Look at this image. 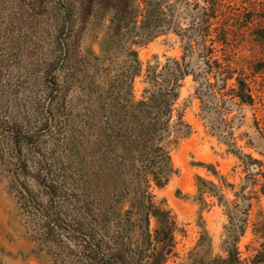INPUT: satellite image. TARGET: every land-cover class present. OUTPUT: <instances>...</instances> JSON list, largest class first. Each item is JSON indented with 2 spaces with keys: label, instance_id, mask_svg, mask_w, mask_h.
Wrapping results in <instances>:
<instances>
[{
  "label": "rangeland",
  "instance_id": "obj_1",
  "mask_svg": "<svg viewBox=\"0 0 264 264\" xmlns=\"http://www.w3.org/2000/svg\"><path fill=\"white\" fill-rule=\"evenodd\" d=\"M72 1L0 0V121L15 125L25 135L39 137L37 143L22 147L20 159L27 161L25 169L18 167L15 158L19 156H13L10 146L12 157L6 154L7 147L3 146L0 152V264H74L63 247L77 251L76 239L57 227H53L52 236L47 238L43 234L46 211L38 207L27 211L21 207L19 192L24 190L20 183L36 195L38 187L29 177L43 167H48L53 176L74 183L80 175L82 159L87 168L95 165L102 152L89 120L94 105L89 102L87 88L94 80L95 85L101 84L106 90L117 67L125 60L127 49L136 53L140 64V74L132 85L135 101L141 100L144 90L149 88L148 68L157 67L160 71L167 60H180L184 54L186 40L174 33L136 45L126 39L115 41L108 31V18L95 22L82 33L75 21L70 36H64L65 62L57 68L61 59L59 43L63 37L64 7L73 6ZM186 1L203 5L201 0ZM217 2L224 13L220 17L223 25L229 28L231 66L250 85L254 103L237 106L225 97L226 103L203 104L196 93L200 83L194 82L193 76L180 83L173 123L180 115L189 133L171 130L164 146L176 174L164 188L151 184L148 189L153 202L169 211L175 222L174 250L153 264H194L198 260L211 264L217 259H227L226 242L232 233L224 203L229 205L234 196L223 190L222 204L208 194L200 198L201 181L218 186L219 179L224 178L239 187L245 178L239 157L264 161V43L259 39L264 26V0ZM164 5L179 10L182 30L189 27L191 20L182 14L183 5L176 0H166ZM102 43L106 44L105 53ZM199 60L196 53L192 61ZM56 68L61 105L54 108L55 123L48 129L47 78ZM104 69L108 71L103 73ZM233 83L234 80L229 81L228 87ZM16 173H20L18 182L13 179ZM38 201L47 204L43 197H38ZM61 206L60 211L74 219L72 203ZM129 206L127 200L121 206L122 211ZM261 215H264V196L259 195L252 202L244 235L236 244L239 264H252L259 250L262 240L253 235L252 224ZM155 228L156 221L152 219L150 230Z\"/></svg>",
  "mask_w": 264,
  "mask_h": 264
},
{
  "label": "trees",
  "instance_id": "obj_2",
  "mask_svg": "<svg viewBox=\"0 0 264 264\" xmlns=\"http://www.w3.org/2000/svg\"><path fill=\"white\" fill-rule=\"evenodd\" d=\"M176 1L185 8L182 14L191 20L187 29L180 28L181 15L179 10L175 11V6L164 8L166 0H73V6L64 7L63 37L59 43L61 59L57 68L65 62L67 51L63 43L65 37L70 36L75 21L82 33L95 22L108 18V31L115 41L126 39L136 45L167 33L186 40L180 60H167L160 71L157 67L147 69L149 88L144 90L139 101L134 100L132 85L140 74V64L136 53L129 49L106 90L101 84L95 85L93 80L87 88L89 102L92 107L94 105L89 120L102 154L89 168L84 159L80 161L81 172L76 182L53 176L48 167H43L29 177L38 187V194L20 183L24 190L19 192L21 207L27 211L32 207L46 211L43 234L50 238L53 227H57L76 239L77 251L63 247L74 264H153L173 253L175 222L169 211L153 202L148 189L151 184L164 188L176 174L164 143L171 130L189 133V127L180 115L173 123L180 83L186 77L193 76L194 82L200 83L196 93L203 104L226 103L225 97L237 106L254 103L250 85L231 66L229 28L223 25L220 17L224 13L217 0H201L203 5ZM259 39L264 43V26H261ZM105 46L102 43L104 53ZM196 53L200 60L194 63L192 58ZM57 68L51 70L47 78L48 129L55 123L54 108L61 105ZM105 71L108 69L103 73ZM232 80L234 83L228 87ZM37 140L38 135H25L15 125L0 121V152L3 146H10L12 151L8 148L6 154L11 156L10 151H14L13 156H19L15 158L19 168L25 169L27 165L26 160L20 159L23 145L37 143ZM239 161L245 174L241 186L220 178L218 186L201 181L199 188L200 198L208 194L220 204L224 202L223 190L234 196L229 205L224 203L232 233L226 242L228 257L211 264H239L236 244L249 223L252 202L259 195L264 196V161L251 156L239 157ZM19 175H13L17 182ZM214 175L218 176L217 173ZM38 197L47 200L46 206L38 201ZM127 200H130V206L123 212L121 206ZM65 202L72 203L74 219L60 211ZM152 219L156 221L154 231L150 230ZM252 233L262 243L251 262L264 264V215L252 224ZM194 264L208 263L198 260Z\"/></svg>",
  "mask_w": 264,
  "mask_h": 264
}]
</instances>
